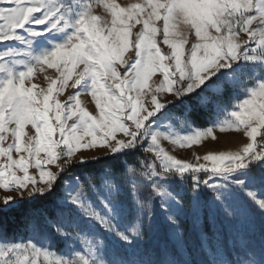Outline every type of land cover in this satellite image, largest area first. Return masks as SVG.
Returning <instances> with one entry per match:
<instances>
[{"label": "snow or ice", "instance_id": "snow-or-ice-1", "mask_svg": "<svg viewBox=\"0 0 264 264\" xmlns=\"http://www.w3.org/2000/svg\"><path fill=\"white\" fill-rule=\"evenodd\" d=\"M54 30L66 38L29 61L0 50V189L50 200L25 218L29 239H9L0 226V264H264V0H0V44ZM242 63L254 66L247 83L233 69ZM47 69L54 78L37 90L32 78ZM69 81L76 91L61 101ZM240 89L239 102L223 108ZM214 109L225 117L192 127L190 117ZM176 111L189 126L183 134ZM216 129L248 141L195 162L163 147L190 148ZM102 160L99 176L76 174ZM20 202L7 195L0 211ZM158 215L172 243L146 246ZM185 219L199 233L190 251ZM205 223L216 225L214 250Z\"/></svg>", "mask_w": 264, "mask_h": 264}, {"label": "rangeland", "instance_id": "rangeland-1", "mask_svg": "<svg viewBox=\"0 0 264 264\" xmlns=\"http://www.w3.org/2000/svg\"><path fill=\"white\" fill-rule=\"evenodd\" d=\"M116 3L123 6L126 3H136L140 2V0H115ZM103 9H97V13H102ZM110 20V17H108ZM162 24V21L158 23L159 25ZM255 27V25H253ZM39 30L40 28H43V26H36ZM140 25H137L136 28H139ZM136 29H133V32H135ZM24 35L26 36L25 42L21 43L19 41H11L7 42L6 44H0V50H3L5 48L12 49L15 53H18V55H15L13 57L14 60H20V61H29L32 58V54L41 53L43 51L52 50L54 43L62 42L65 38L67 33L64 32H56L55 30L53 32L48 33L46 36H38V37H31L28 36L25 32ZM49 37H53L51 41L49 40ZM161 39V37L158 36V40ZM189 40H191V37H189ZM162 51H168L167 45L161 44ZM131 55V53H129ZM82 67V66H81ZM252 65H244L243 63L241 65H233V69H238V75L242 81L247 83L248 76L252 75L253 72ZM233 69H227L225 71L231 72ZM55 70L53 69H47L46 71H40L35 73L34 77L32 78V83L37 86V90L39 89H47L49 86V77H53V73ZM79 71V69H77ZM159 76V73L156 74L152 78V81H150V84H153L154 81ZM76 89L71 87V81H69V87L65 88L64 92L59 96V99L61 101H64L67 99V97L74 93ZM244 90L240 89L238 92L236 90L232 91V94L225 98V102L222 105L223 108L230 111L233 107V105L237 104L239 101L236 99L237 96L243 97ZM81 100L83 102V106L88 107L89 111H93L95 109L94 102L91 101V97L88 95H82ZM175 115L178 117V119H175L172 121V124L174 125V130L183 134L184 132L189 130V126L185 123H183V114L180 111H176ZM226 115V112H220L218 113L217 110H213L211 113H205L201 116L204 117V120L208 123L206 125H200L192 119V117L189 118L190 123L192 127L195 128H206L213 124V122L219 118L223 119ZM26 132L29 135H32L34 130L31 129V126H27ZM27 139V137H26ZM258 141L260 140V137L257 138ZM12 141V138L9 137L8 140L5 141V146L7 143H10ZM248 141V138L244 136L241 132H237L235 130L231 131H224L221 132L219 129H216L215 131V139L212 137H208L205 139L201 144L193 145L190 148H179L178 146H174L168 141L163 142V147L169 151L170 154L175 155L178 159L195 162L196 156H203L209 152H227V151H237L240 148L243 147V144ZM90 156H103V153L99 149H91L87 150ZM43 155V153H42ZM14 158H18L17 153H13ZM3 158H0L2 160ZM52 167V166H49ZM54 170V168H53ZM103 167L97 171H93L92 173H88L89 175H95L99 176V174L102 172ZM30 174L38 175V170L35 168L29 169ZM83 174V173H81ZM77 174V175H81ZM7 195H13L14 197H17L18 199L23 200L29 199V197L25 196L24 198H20L17 193L14 192H6L4 189H0V209L4 208L3 205V197ZM210 193L204 194V199L207 202V199L210 197ZM243 195V194H241ZM156 224L157 227L152 232H146L143 238V242L146 246H153L156 244H169L171 245V233L173 229L164 221V218L162 215H158L156 218ZM182 231L185 232V243L188 245L189 251L191 248V244L195 243V241L199 240V233L196 229H194L192 223L190 220L185 219L184 223L182 225ZM204 231L207 233L209 239L207 241L208 249L214 250L215 249V234H216V225L211 223H205L204 225ZM33 235L31 228L28 226L23 227L21 231L17 234L8 233L9 239H23L27 240ZM51 248H54L57 253H59L62 250V245L59 243H52L49 242V245ZM227 254V251H226ZM201 255L205 258H209L208 251L204 248L203 245H201Z\"/></svg>", "mask_w": 264, "mask_h": 264}, {"label": "trees", "instance_id": "trees-1", "mask_svg": "<svg viewBox=\"0 0 264 264\" xmlns=\"http://www.w3.org/2000/svg\"><path fill=\"white\" fill-rule=\"evenodd\" d=\"M192 119L194 122L200 125H206L208 122L204 120V117L193 116ZM137 155H141V153H137ZM107 158H105L106 160ZM102 161H90L86 165H81L76 167V174L81 173H92L93 171H97L103 167ZM50 203L49 199L45 197H37V198H29L20 202V204L11 210L8 211H0V226L6 224L7 233L17 234L21 231L23 227H26L25 218L28 216L29 212L35 208H41Z\"/></svg>", "mask_w": 264, "mask_h": 264}]
</instances>
